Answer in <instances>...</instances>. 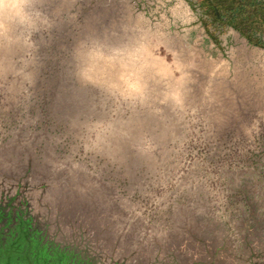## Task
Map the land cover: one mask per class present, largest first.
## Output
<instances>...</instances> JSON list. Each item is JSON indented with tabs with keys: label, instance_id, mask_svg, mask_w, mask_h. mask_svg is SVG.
I'll list each match as a JSON object with an SVG mask.
<instances>
[{
	"label": "rangeland",
	"instance_id": "1",
	"mask_svg": "<svg viewBox=\"0 0 264 264\" xmlns=\"http://www.w3.org/2000/svg\"><path fill=\"white\" fill-rule=\"evenodd\" d=\"M205 2L0 9V264H264V47Z\"/></svg>",
	"mask_w": 264,
	"mask_h": 264
},
{
	"label": "trees",
	"instance_id": "2",
	"mask_svg": "<svg viewBox=\"0 0 264 264\" xmlns=\"http://www.w3.org/2000/svg\"><path fill=\"white\" fill-rule=\"evenodd\" d=\"M205 4L214 18L234 27L258 46L264 47V40L253 37L264 34V0H206Z\"/></svg>",
	"mask_w": 264,
	"mask_h": 264
},
{
	"label": "clouds",
	"instance_id": "3",
	"mask_svg": "<svg viewBox=\"0 0 264 264\" xmlns=\"http://www.w3.org/2000/svg\"><path fill=\"white\" fill-rule=\"evenodd\" d=\"M27 3V0H0V9L5 6L11 7L12 9L19 8L22 4ZM4 27V22L0 19V29Z\"/></svg>",
	"mask_w": 264,
	"mask_h": 264
},
{
	"label": "bare ground",
	"instance_id": "4",
	"mask_svg": "<svg viewBox=\"0 0 264 264\" xmlns=\"http://www.w3.org/2000/svg\"><path fill=\"white\" fill-rule=\"evenodd\" d=\"M254 53V52H253Z\"/></svg>",
	"mask_w": 264,
	"mask_h": 264
}]
</instances>
